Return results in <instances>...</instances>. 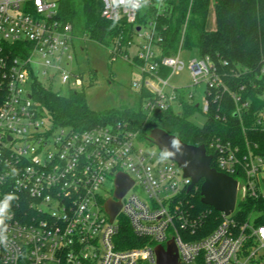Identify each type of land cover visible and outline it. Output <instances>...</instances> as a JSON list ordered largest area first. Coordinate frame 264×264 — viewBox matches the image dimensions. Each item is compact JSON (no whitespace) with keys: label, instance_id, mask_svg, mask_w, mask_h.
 I'll list each match as a JSON object with an SVG mask.
<instances>
[{"label":"built area","instance_id":"obj_1","mask_svg":"<svg viewBox=\"0 0 264 264\" xmlns=\"http://www.w3.org/2000/svg\"><path fill=\"white\" fill-rule=\"evenodd\" d=\"M61 1L0 0V51L3 44L25 48L18 56L0 58V202L14 197L0 226L6 237L0 242V264H157L155 248L172 239L180 264H264V223L257 224L255 214L244 223L234 218L240 201L249 196L264 200L259 179L263 157L253 153L241 157L230 144L213 146L216 169L237 181L236 208L229 216L222 214L210 235L189 240L176 220L184 229L189 224L178 203L189 193L191 179L176 162L163 158L160 150L141 148L138 133L122 122L87 130L53 124L33 97L34 82L60 83L68 91L85 88L83 74L70 69L75 35L71 24L58 19ZM100 1L104 20L133 26L148 2ZM154 28L149 23L137 31L143 42L136 57L145 64L136 66L142 81L133 85L152 95L144 101L149 115L175 105L181 108L182 99L195 104L193 94L182 98L183 88L170 85L185 64L180 52L159 59ZM161 68L169 69L167 78L160 75ZM187 68L192 86L206 84L201 106L206 113L207 90L221 84L213 62L199 57ZM233 98L239 114L247 109V103L239 104L241 97ZM261 116L264 119V112ZM119 174L127 175L133 185L119 200L121 211L111 221L105 206L109 200L117 201ZM120 218L146 240L144 246L118 249Z\"/></svg>","mask_w":264,"mask_h":264},{"label":"trees","instance_id":"obj_2","mask_svg":"<svg viewBox=\"0 0 264 264\" xmlns=\"http://www.w3.org/2000/svg\"><path fill=\"white\" fill-rule=\"evenodd\" d=\"M212 8L216 28L209 30L207 22ZM101 11L100 0H62L58 19L71 24L75 36H86L111 48L112 56L128 55L126 48L133 42L138 28L153 23V43L160 52L159 59L177 56L183 49L198 50L200 57H209L213 62L220 87L207 90L209 108L206 113L200 105L182 99L181 114H176L171 107L149 115L144 110V101L152 95L146 90L138 92L137 110L96 112L89 108L84 90H70L63 95L50 85L34 82L33 97L56 127L87 130L122 122L138 133L139 141H147L154 128H161L186 144L204 145L207 154L213 157L211 167L215 169L217 153L213 146L217 142L237 148L241 157L253 153L264 158V119L261 116L264 112V0H148L134 26L124 21L104 20ZM22 52H25L23 46L3 44L0 58H11ZM132 63L145 64L137 57ZM159 73L164 78L170 75L167 68H161ZM234 94L241 97L240 105L248 104L240 114ZM197 113L205 116L202 125L191 120ZM200 187L185 193L178 203L189 224L184 229L178 219L176 227L189 240L207 237L223 219L221 213L202 203ZM254 214L256 223L263 224L264 200L249 196L240 201L234 218L244 223ZM116 241L120 250L146 244V240L132 232L124 218H120Z\"/></svg>","mask_w":264,"mask_h":264},{"label":"rangeland","instance_id":"obj_3","mask_svg":"<svg viewBox=\"0 0 264 264\" xmlns=\"http://www.w3.org/2000/svg\"><path fill=\"white\" fill-rule=\"evenodd\" d=\"M211 20V16H210ZM143 39L138 34L135 35L133 43L126 48L128 57L112 56L111 48L89 39V37L76 35L71 46L73 61L70 69L81 72L85 79L87 104L89 108L96 112L108 110H137L139 107L138 91L133 87L134 83L142 81V75L138 68L132 63L137 56ZM198 50L180 51V59L185 64V68L179 71L170 80V85L181 87V93L185 96L193 94L194 102L200 106L204 104L206 96V84L192 86L190 73L187 68L190 61L199 58ZM46 84H49L48 81ZM54 91H61V94H68V90L56 83L52 86ZM176 114H181L182 110L178 105L174 106ZM191 120L197 125H202L205 116L200 113L195 114ZM140 147L145 150L158 151V147L149 144L147 141H140ZM261 192L264 194V171L260 174ZM240 201V197H239Z\"/></svg>","mask_w":264,"mask_h":264},{"label":"water","instance_id":"obj_4","mask_svg":"<svg viewBox=\"0 0 264 264\" xmlns=\"http://www.w3.org/2000/svg\"><path fill=\"white\" fill-rule=\"evenodd\" d=\"M173 141L178 143L174 145ZM147 142L157 146L162 153H171L168 158L178 164L186 178L191 179L188 192L201 185V201L204 205L213 208L224 216H229L234 212L237 202V181L211 167L213 157L207 154L204 145L186 144L161 128H154ZM132 185L133 181L127 175L119 174L117 176L114 193V199L117 201L109 200L105 206L111 221L120 213L121 203L119 200ZM155 253L157 264H180L178 248L173 239L165 246H157Z\"/></svg>","mask_w":264,"mask_h":264},{"label":"clouds","instance_id":"obj_5","mask_svg":"<svg viewBox=\"0 0 264 264\" xmlns=\"http://www.w3.org/2000/svg\"><path fill=\"white\" fill-rule=\"evenodd\" d=\"M174 145L177 144V141H173ZM171 153L164 152L162 154L163 158H167ZM14 197L8 196L5 198L4 201L0 202V226L4 225V220L5 217L8 215V210L10 207L9 202L13 199ZM6 239L5 235L3 234L2 231H0V242H3Z\"/></svg>","mask_w":264,"mask_h":264},{"label":"crops","instance_id":"obj_6","mask_svg":"<svg viewBox=\"0 0 264 264\" xmlns=\"http://www.w3.org/2000/svg\"><path fill=\"white\" fill-rule=\"evenodd\" d=\"M210 16H211V20H210ZM207 28L209 30H214L216 28L215 12H214L213 8H212L210 15H209V18H208Z\"/></svg>","mask_w":264,"mask_h":264}]
</instances>
